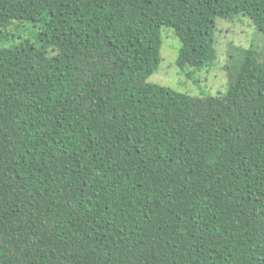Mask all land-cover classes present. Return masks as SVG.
Wrapping results in <instances>:
<instances>
[{"label":"trees","instance_id":"1","mask_svg":"<svg viewBox=\"0 0 264 264\" xmlns=\"http://www.w3.org/2000/svg\"><path fill=\"white\" fill-rule=\"evenodd\" d=\"M241 13L264 34V0H0V264H264V53L225 95L148 81L163 26L202 66Z\"/></svg>","mask_w":264,"mask_h":264},{"label":"rangeland","instance_id":"2","mask_svg":"<svg viewBox=\"0 0 264 264\" xmlns=\"http://www.w3.org/2000/svg\"><path fill=\"white\" fill-rule=\"evenodd\" d=\"M4 45L13 46L28 40L40 45L39 24L34 21L15 20L7 31ZM161 64L148 81L169 86L179 92L193 96L225 95L231 79L237 73L236 66L247 50L257 48L264 53V34L256 23L243 13L228 19H218L216 48L218 56L202 66H180L178 57L181 41L171 26H163ZM52 55V51H48Z\"/></svg>","mask_w":264,"mask_h":264}]
</instances>
